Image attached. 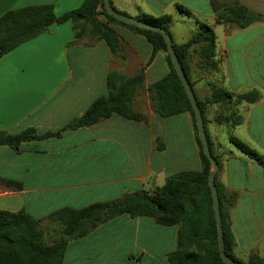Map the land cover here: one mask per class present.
Masks as SVG:
<instances>
[{
  "label": "crops",
  "instance_id": "0c3cea01",
  "mask_svg": "<svg viewBox=\"0 0 264 264\" xmlns=\"http://www.w3.org/2000/svg\"><path fill=\"white\" fill-rule=\"evenodd\" d=\"M83 2L0 0V18L39 5H53L59 17ZM214 2L239 3L264 15V0H110L116 11L132 18L172 17L169 32L176 45L190 41L200 24L214 31L217 68L206 67L201 45L194 46L188 60L190 83L197 101L205 103V128L219 164L215 179L226 199L234 198L228 208L233 254L246 264L255 254L264 258V167L238 150L231 137L264 156V22L247 28L219 24ZM111 27L121 38L119 56L89 34L77 40L74 24L67 22L50 26L0 60V133L10 135L28 129L38 135L57 133L108 95L110 72L145 74L144 88L133 101L141 121L113 115L59 138L22 143L19 153L0 146V178L22 184L17 191L0 183V211L24 210L44 219L61 208L80 209L142 188L153 193L178 173L202 170L191 113L164 118L151 102L149 87L169 73L166 54L152 59L153 47L144 36L120 24ZM214 90L234 98L206 103ZM251 92L260 95L256 103L236 101L235 96ZM233 115L241 117L239 125L234 126ZM177 237V227L123 215L72 241L62 264H169L167 255L176 249Z\"/></svg>",
  "mask_w": 264,
  "mask_h": 264
},
{
  "label": "trees",
  "instance_id": "16d2710c",
  "mask_svg": "<svg viewBox=\"0 0 264 264\" xmlns=\"http://www.w3.org/2000/svg\"><path fill=\"white\" fill-rule=\"evenodd\" d=\"M212 7L219 24L232 23L240 28H247L252 24L264 22V15L254 13L239 3L214 2ZM178 11L186 16L191 15L183 7H178ZM101 16L105 17V22L99 19ZM139 20L160 27L170 34V16L154 18L142 15ZM67 22L74 24L77 40L88 34L92 38L104 40L114 56L121 54L122 42L119 34L111 27L112 24L126 26L144 36L153 47L152 59L159 52L166 54L169 73L149 87L151 102L154 110L164 118L184 112L191 113L203 164L202 170L178 173L168 178L166 183L153 193L142 188L126 193L118 199L94 203L80 209L61 208L44 219H35L24 210L0 211V264H62L66 249L72 241L89 236L101 225L123 215L132 219L151 218L160 226L178 228L176 249L167 255L169 264H225L219 252L215 211L208 184L210 163L201 146L192 106L160 33L115 20L107 12L103 0H84L79 9L59 17L55 15L53 5L30 6L9 11L0 18V60L20 45L45 33L50 26ZM196 45H201V61L205 66L213 70L217 68L214 62L216 35L211 27L200 24L198 32L190 41L183 45L173 43L189 82L188 60L191 49ZM144 78L143 70L133 77L116 71L110 72L107 77L108 95L96 99L81 117L71 121L61 131L45 135H38L33 129L17 135L0 133V146H8L19 153L22 143L59 138L67 131L91 127L113 115L131 121H141L142 116L133 109V101L144 88ZM233 98V95L223 90H214L206 103L230 102ZM235 98L237 102L253 104L259 100L260 95L258 92H251L237 95ZM198 104L203 113L205 103L198 101ZM203 118L206 123L204 116ZM231 118L234 126L239 125L242 120L236 115ZM231 142L243 154L264 167V156L236 137H231ZM210 148L212 150L211 144ZM0 183L13 190L22 189V184L18 182L0 178ZM215 184L220 202L225 253L230 259L244 264L233 254L234 237L229 224L228 208L233 205L234 198L226 199L216 179ZM44 224L54 226V235L49 241L46 239ZM246 264H264V258L255 254Z\"/></svg>",
  "mask_w": 264,
  "mask_h": 264
},
{
  "label": "water",
  "instance_id": "95a60500",
  "mask_svg": "<svg viewBox=\"0 0 264 264\" xmlns=\"http://www.w3.org/2000/svg\"><path fill=\"white\" fill-rule=\"evenodd\" d=\"M104 6L109 13L111 17H113L115 20L124 23L126 25H130L139 29H144L147 31L151 32H158L160 33L166 43L167 46V51L170 56L171 63L173 67L175 68L182 85L186 91L187 97L190 101V104L192 106L193 112H194V117L196 121V127L198 130V135L199 139L201 142V146L203 149V152L205 156L207 157L209 163H210V175H209V180L208 184L211 189V194H212V199H213V206H214V211H215V219H216V224H217V231H218V245H219V252L221 259L225 264H241L238 263L232 259H230L226 253H225V245H224V231H223V226H222V218H221V211H220V202H219V196H218V190L215 184V177L219 169V164L216 160V158L212 154V150L210 148L209 140H208V135L207 131L205 128V123H204V118H203V113L202 110L198 104L197 98L195 96V93L193 91V88L186 77V74L182 68V65L177 57L176 51L173 46V40L171 35L164 29L145 23L139 19L132 18L129 16H126L122 13H119L116 11L111 3L110 0H103Z\"/></svg>",
  "mask_w": 264,
  "mask_h": 264
},
{
  "label": "rangeland",
  "instance_id": "374dc122",
  "mask_svg": "<svg viewBox=\"0 0 264 264\" xmlns=\"http://www.w3.org/2000/svg\"><path fill=\"white\" fill-rule=\"evenodd\" d=\"M53 229H54V226L44 224V230H45L46 233H47L46 239H47L48 241L51 239L52 235H54V234H53Z\"/></svg>",
  "mask_w": 264,
  "mask_h": 264
}]
</instances>
